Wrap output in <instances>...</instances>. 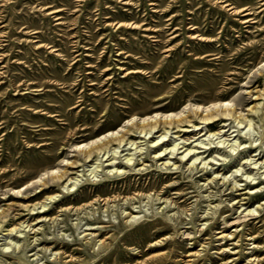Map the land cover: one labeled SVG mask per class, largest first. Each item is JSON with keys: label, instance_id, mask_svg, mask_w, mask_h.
I'll list each match as a JSON object with an SVG mask.
<instances>
[{"label": "rangeland", "instance_id": "374dc122", "mask_svg": "<svg viewBox=\"0 0 264 264\" xmlns=\"http://www.w3.org/2000/svg\"><path fill=\"white\" fill-rule=\"evenodd\" d=\"M262 201L264 0H0V264H264Z\"/></svg>", "mask_w": 264, "mask_h": 264}, {"label": "bare ground", "instance_id": "6f19581e", "mask_svg": "<svg viewBox=\"0 0 264 264\" xmlns=\"http://www.w3.org/2000/svg\"><path fill=\"white\" fill-rule=\"evenodd\" d=\"M234 110L231 109V108H220L218 110H216L215 112H212V111H208L206 113L204 112H201V111H198V110H194L193 114H194V118L193 119H197V121L199 123H210L212 122L213 120H215L218 116L220 117H227V116H231L233 117L234 116ZM188 114V113H187ZM236 116V115H235ZM151 117V116H150ZM133 118V117H132ZM195 122V121H194ZM193 120L191 117H188L187 116H184V117H181V118H178V119H174V118H166V119H161V118H158V119H154V120H147L146 122H135V123H131V125L121 134L119 135H111L110 138L100 142V143H96L94 145H92L91 147L87 148V149H80L81 153L83 154L85 160H90L91 157H93L95 154H99L100 152H103L105 150H108V148L111 147V145H120V144H123L126 142V140L129 138V136H132L133 133H137V134H147V133H151L152 131L154 130H164L165 128H168V127H172V128H178V129H182L184 126H193ZM159 143V142H158ZM134 144V143H133ZM132 145V144H131ZM182 148V147H181ZM174 148H172L171 150L167 151L166 152V149L162 150V151H155V153L153 154V156L151 157L152 160H155L157 163H158V167L160 170H163V171H166L167 173H170V172H177V169L179 168L178 165H176L174 162L171 163L170 162V159H172V157H170L171 155H173L174 153ZM190 150L188 152H186L185 154L179 156L177 159L175 158V156L173 157V159L175 158V160L177 162H186V160H189V158L185 159V156L187 155V153H189ZM105 154V153H103ZM133 153H131L132 155ZM106 155V154H105ZM170 155V156H168ZM109 156V155H108ZM129 157V156H128ZM124 157L127 158L123 163H116L114 162L113 160H111V158H106L105 161H108L109 163H107L106 165L104 164V166H109V169L108 170H105L106 171V174L109 175H113V176H119V175H126L129 173L130 170H132V168L136 165V163L138 161H140V159H135L134 157V160L132 158L129 157ZM161 161V162H160ZM74 162H71L70 165H73ZM195 163H190V168H191V165H193ZM140 170H144L142 167H139L137 169H134V171L138 172ZM204 172H206V170H204ZM65 175V172L63 173H60L58 175H55V179L60 181L63 179ZM217 180H218V174H216L215 176H212L209 180H207L206 184L204 185V183L201 184V186H207V185H210L212 183H215L217 184ZM220 180V178H219ZM76 182H78L77 180H75V182L73 183V185H76ZM225 183L222 182V185H224ZM172 186V184H167L165 186V188H170ZM211 186V185H210ZM210 188V187H209ZM167 191V190H166ZM165 191V192H166ZM163 191V193H165ZM253 192L248 190L242 194H247V195H250L252 194ZM155 194V193H154ZM158 194H155V196H157ZM138 196V195H136ZM148 197V196H147ZM53 197H51L52 199ZM118 197H113V201L115 200H118L117 199ZM135 198H128V200H134ZM242 199H247V198H242ZM127 200V199H126ZM137 200V199H136ZM96 200H94L93 202H95ZM240 201H237L236 204H238ZM125 204H128L129 202L128 201H125L123 202ZM122 203V204H123ZM244 203H247V202H244ZM244 203H241V204H244ZM236 204H234V202L231 204V206H236ZM89 205H92L89 204ZM124 206V204H123ZM241 206V205H240ZM239 206V207H240ZM85 207L84 205L80 206L78 209H81ZM262 207H264V201H262L261 203L257 204V206L255 207V210H260ZM45 210V209H44ZM41 211V212H44ZM39 215V214H38ZM6 215H0V218H3L5 219ZM127 217H129V221L132 220L133 217H131V214L130 213H127ZM48 219V218H47ZM45 220V219H44ZM39 221H42L39 220ZM37 224V223H36ZM26 227V226H25ZM28 228V227H27ZM96 227H90L89 229L87 230H93L95 229ZM14 229H17V228H12V230ZM28 230H32L28 228ZM18 231V230H17ZM163 233V232H162ZM159 234V232H154L152 235L153 237H157ZM230 234V233H229ZM22 235V234H21ZM87 234H84L83 236H85ZM231 236V235H230ZM229 236V237H230ZM19 237V236H18ZM98 237V236H97ZM222 238H226L228 237V235H222L221 236ZM104 242L101 241V245H103ZM10 245V244H9ZM16 246V245H14ZM13 246V247H14ZM195 246V245H194ZM9 247V246H8ZM62 247V246H61ZM161 247V244L160 242H156L154 241L153 243H150L149 247L147 248V250H155L157 248ZM15 248V247H14ZM19 248V247H18ZM17 250V249H16ZM15 250V251H16ZM162 254H157L155 256H161ZM31 256H37V253L35 252L34 254L32 253ZM68 259L64 262L65 263H70L71 260H72V256L70 255H67L66 256ZM250 258V257H249ZM35 259V258H34ZM57 257L55 258L54 257V260H56ZM255 259L251 258L250 261H254ZM186 264H189L188 262Z\"/></svg>", "mask_w": 264, "mask_h": 264}]
</instances>
